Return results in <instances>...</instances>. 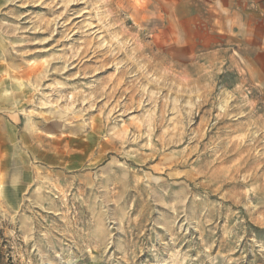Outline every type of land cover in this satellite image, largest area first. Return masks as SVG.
<instances>
[{
  "label": "rangeland",
  "instance_id": "obj_1",
  "mask_svg": "<svg viewBox=\"0 0 264 264\" xmlns=\"http://www.w3.org/2000/svg\"><path fill=\"white\" fill-rule=\"evenodd\" d=\"M217 10L0 0L6 263L264 264V72Z\"/></svg>",
  "mask_w": 264,
  "mask_h": 264
},
{
  "label": "crops",
  "instance_id": "obj_2",
  "mask_svg": "<svg viewBox=\"0 0 264 264\" xmlns=\"http://www.w3.org/2000/svg\"><path fill=\"white\" fill-rule=\"evenodd\" d=\"M211 1L218 9L217 16H230L231 23L238 25L239 34L248 36L247 45L254 49L251 56L253 64L259 66L255 71L264 72V0Z\"/></svg>",
  "mask_w": 264,
  "mask_h": 264
},
{
  "label": "trees",
  "instance_id": "obj_3",
  "mask_svg": "<svg viewBox=\"0 0 264 264\" xmlns=\"http://www.w3.org/2000/svg\"><path fill=\"white\" fill-rule=\"evenodd\" d=\"M6 241L7 240L4 238L0 230V264H8L6 262L10 260L9 257H6V249H4V244L6 243Z\"/></svg>",
  "mask_w": 264,
  "mask_h": 264
}]
</instances>
